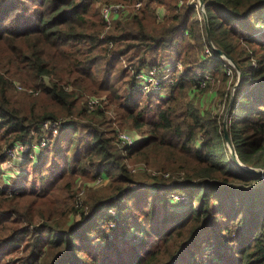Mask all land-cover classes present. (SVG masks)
I'll return each mask as SVG.
<instances>
[{
    "label": "trees",
    "instance_id": "1",
    "mask_svg": "<svg viewBox=\"0 0 264 264\" xmlns=\"http://www.w3.org/2000/svg\"><path fill=\"white\" fill-rule=\"evenodd\" d=\"M203 1L209 35L187 0H0V173L8 150L39 143L46 123L73 130L66 147L62 133L49 137L46 154L55 159L37 156L32 166L30 174L51 178L46 187L0 188V264H264V178L234 162L216 115L225 98L238 160L264 169V34L246 33L253 17L264 15V0ZM113 2L128 9L107 28L101 8ZM210 42L238 67L237 87V69ZM173 58L179 64L169 73L177 77L162 82L169 95L139 98L137 76L153 68L162 73ZM196 72L212 81L202 87ZM211 85L216 99L207 101ZM95 95L109 102L92 111L88 98ZM124 129L139 139L121 148ZM136 162L142 171L154 169L149 181L141 183L129 168ZM80 179L93 180L84 188L104 185L109 193L88 189L82 198ZM134 185L150 186L156 196L150 200ZM171 191L187 192L192 203L180 217L163 213L160 221L154 202L173 203L163 197ZM137 212L149 222L154 214L159 227L135 246L127 237ZM207 232L220 246L231 244L229 252L196 256Z\"/></svg>",
    "mask_w": 264,
    "mask_h": 264
},
{
    "label": "rangeland",
    "instance_id": "2",
    "mask_svg": "<svg viewBox=\"0 0 264 264\" xmlns=\"http://www.w3.org/2000/svg\"><path fill=\"white\" fill-rule=\"evenodd\" d=\"M116 3H120V2H113V4H116ZM105 5V4H104ZM103 6V5H102ZM126 7V6H125ZM201 11H197V14H196V19L197 20H203L202 16H201ZM102 17V16H101ZM263 17V18H262ZM264 15L262 16L261 14H256L254 17H253V20L251 22L248 23V27H247V30H246V33H249L253 36H263L264 34ZM248 35V34H246ZM177 61V59L173 58L171 60H168L167 61V64H166V69H164L162 71V73H159L160 77L162 78V81L163 83H170L173 79H175L177 77L176 74H172V73H169V71L171 70V65H173L175 62ZM224 61H227V63L229 65H232L230 64V61L224 59ZM227 71H229L231 73V75H233V72L231 69L229 68H226ZM229 69V70H228ZM183 71V67L180 68V71ZM197 75L196 76H202L204 75L203 72H196ZM144 74L146 75H150L149 72H145ZM233 80V79H232ZM239 81V79H238ZM238 81L237 83L235 84V87H237L238 85ZM150 82V81H149ZM139 84V85H138ZM138 84L136 83V90L140 92V97H145V100L146 101H153V102H157L159 100H162V99H165L168 95H169V88L166 87V86H162L161 88L158 87L157 85V81H154V82H151L150 85H147V83L145 82V79L142 78ZM165 84V85H166ZM219 85V86H218ZM212 86V90L214 91L215 93V90L216 88ZM214 86L216 87H219L221 88V85L219 83H216ZM144 87V89H143ZM226 90L229 89V85L228 87L226 86L225 88ZM231 90L233 92L234 88L231 87ZM211 95V93H207V101H209L208 99V95ZM95 97H99L102 99V102H101V106L103 105H107L108 104V99L106 96L104 95H95ZM212 98V95L210 97V99ZM222 102H219L218 105L219 107L217 108V111H216V115H219L221 117H223V121H225L226 117L228 119V116H227V112L229 111V107H228V110H226V105H227V100L222 99L221 100ZM232 100L230 101V104H231ZM100 107V106H99ZM111 112H113V109L111 110ZM109 117H111L112 119H114L113 117V113L111 114H108ZM229 121V120H228ZM69 126L66 124H63L61 125L60 129L57 130L56 133H54L53 131H51V134L55 137H57V135H59L60 133H62L63 136H65V139L64 141L62 142L61 145H63V147H66L67 146V141H68V136L69 134L71 133V129H67ZM126 132L132 134V133H135L134 131H129L128 129H124ZM83 133L82 130L79 131V134ZM42 136L43 137H51L50 135L42 133ZM132 136L134 138H136V141L139 139V136L136 135V134H132ZM43 139V138H42ZM41 139V140H42ZM84 140V139H83ZM37 139H34L32 141V145L36 144L37 143ZM85 144V143H83ZM119 145V143H118ZM49 144H47L46 147H48ZM83 145H75V148L79 151H81ZM228 147V146H227ZM74 148V149H75ZM74 149L69 153V157L70 159L73 158L74 156ZM229 150V148H228ZM47 153V150L46 149H42L40 152H38L37 156H39V159L38 157L36 156L34 159H33V162L31 161L32 157L30 159H27L26 157H24L23 155L21 157L18 156V154L15 153V158L16 160H13L12 158L9 159V161L7 160V164L6 165H2L1 167V173H0V188L2 190H5L7 192H18L22 189H24L25 187H27L28 185H34V186H37L38 188L40 189H43L44 187H46L49 183H50V180L51 178L49 176H46V179H42V176L40 173L36 174V175H33V174H30L31 170H32V166L35 164V162L37 161L38 159V162L40 161V159L42 160L46 155L48 157H50V161H53L55 159V156L54 155H50V154H46ZM35 154H33L34 156ZM19 159V160H18ZM58 159V157H57ZM54 169H56V171H60L61 170V167H62V162H59V163H54ZM129 165V168L131 170L135 169V174H136V177L137 179L141 182V183H144L145 181H149V177L147 176V174L152 177V174H151V170H154L152 168H149V170H145V171H142L140 169H138L140 167V165H142V162H136V163H130L128 164ZM46 173L47 170H50V168L48 167H45L43 169ZM147 173V174H146ZM156 172H154L153 174H155ZM47 175V174H46ZM101 179V178H100ZM43 180V181H42ZM151 182H152V179H151ZM93 183V180H81L79 181L78 185H77V189L78 192H79V196L80 197H85V195L87 196V192H88V189L92 190V191H97L99 194H102V195H106L109 193V190L108 188L104 187L103 186H99L97 184H94L93 185V188L92 187H86L84 188L85 185H92ZM145 187V188H142V187ZM132 189H137L135 191H141L143 193H147V194H150L148 196V198L150 200L153 199L154 196L156 195H151V191H152V188H150V186H146V185H134V186H131ZM177 196H182L184 198H186L187 201H184L183 203H179V202H176L174 201L173 203H170L169 201L166 202L167 206H163L162 204V207H158L157 204L159 202L155 201L154 204L156 206H154L153 210H154V214L159 211H161L162 215L159 216V220L160 221H163L164 219V214L168 215V216H172L173 214H175L177 217H180L183 213V207L185 206H189L191 205V201L189 200V196H188V193L187 192H184V191H171V192H168L167 194L163 193V197H167L168 200L172 198L173 199H176ZM126 201H123L122 203H124ZM132 204H136L138 206H141L143 205V202L142 201H139V202H136L134 200H131ZM195 206H197V203L195 204ZM81 208V207H79ZM103 211V210H102ZM110 212L112 214H116V209H111ZM154 214L150 215L149 218H150V222L147 220V218L142 215L141 213L137 212V223H132L133 226H134V229L132 230V234L129 235V237H127V240L130 242L131 245H138L139 242L141 241V239H144L145 237V234L147 231L149 230H154L156 228L159 227L158 223L155 222V218H154ZM72 222H67V226H70ZM161 224V223H160ZM105 227H106V230H109V228L111 229H114V225L113 223H105ZM223 238L226 239L228 238V236L224 233L223 234ZM93 239V237H92ZM198 247L196 249V256H200V257H207L208 255H210L211 253L213 252H216V251H222V252H229V248H231V244H227L225 246H220L219 243H217L216 239L214 238V236L212 237V233L211 232H207V233H203L201 235V237L198 239ZM105 254V252L102 253V257L103 255ZM88 258V256H86ZM89 259V258H88ZM220 261H222L223 259H219ZM100 263V261H93L92 264H98ZM101 264V263H100Z\"/></svg>",
    "mask_w": 264,
    "mask_h": 264
},
{
    "label": "built area",
    "instance_id": "3",
    "mask_svg": "<svg viewBox=\"0 0 264 264\" xmlns=\"http://www.w3.org/2000/svg\"><path fill=\"white\" fill-rule=\"evenodd\" d=\"M187 1L190 4H193V6L196 7L197 11L200 10L202 12L201 16H202V18L204 20L203 11L200 8L199 0H187ZM141 6H142L141 2H137L134 5V9L137 11V10H139L141 8ZM127 9H128V5L125 4V3L123 4L121 2L120 3H116V4L110 3V4L103 5L102 8H101V16H102V19L107 24V28H110V26H112L115 16L119 15L123 11H126ZM207 52L209 53V51H207ZM177 64H179V63L178 62L175 63V65H177ZM179 68H181V67H179ZM147 72H149L150 75H146L144 73H140L137 76V84L142 78H144L145 82L147 83V85H150L151 82L157 81L158 87L161 88L163 81H162V78L159 75L160 71L158 69H156V68H153V69H151V70H149ZM228 74H231V73L228 71ZM196 78H197V81L199 83H202V87H204L206 85V82H208L209 80L212 81V77L210 75H208V74H204L202 76H197ZM17 88L19 90H24L19 85H17ZM143 89H144V87H143ZM25 91H27L29 93H33L32 90H25ZM101 102H102V99L99 98V97L90 96L88 98V105H89V108L92 111L95 110L97 107L101 106ZM61 125L60 124L46 123L44 125V128L48 129V135H50L51 137H55V136H53L51 134V131L56 133L57 130L60 129ZM48 141H49V138L48 137H44L39 143L31 145V147L29 145L19 144V145L15 146V148L8 150V152H7L9 154L8 155L9 156L8 161H9L10 158H12L13 160H16V158L14 156L15 153L18 154L19 157H21L23 155L27 159H30L32 157L31 160H33L37 156L38 152H40L42 149L46 148V146L48 144ZM136 142H137L136 138H134L132 135H130V134L126 133V132H121V133L118 134V143H119V146L121 148H123L125 146L126 147L127 146H132ZM33 154H35V155L33 156ZM98 182H101L100 178H99ZM12 193H17V192H12ZM172 201L173 202L176 201V202H179V203H183L184 201H187V200H186V198H184L182 196H177L176 199L172 198Z\"/></svg>",
    "mask_w": 264,
    "mask_h": 264
},
{
    "label": "water",
    "instance_id": "4",
    "mask_svg": "<svg viewBox=\"0 0 264 264\" xmlns=\"http://www.w3.org/2000/svg\"><path fill=\"white\" fill-rule=\"evenodd\" d=\"M199 4H200V8L202 9L203 11V17H204V21H205V24H206V31L209 35V29H208V25H207V15H206V11H205V4H204V1L203 0H199ZM210 44L212 45V49L219 55L221 56L223 59H226L228 61H230V64H232V66H234L237 71H238V77H239V81H238V85L240 84L241 82V73L239 72V69L238 67L236 66V64L231 60V58H229L222 50L220 49H217L213 46V44L210 42ZM237 85V86H238ZM227 116H228V112H227ZM227 125H228V119L226 117L225 121L223 122V133H224V139H225V142L229 148V151L233 157V160L234 162L242 169L244 170L245 172L249 173V174H254V175H258V176H261L264 178V169H257V168H249V167H246L244 165H242L240 163V161L238 160L236 154H235V151H234V148H233V145L231 143V139H230V136H229V133H228V128H227Z\"/></svg>",
    "mask_w": 264,
    "mask_h": 264
},
{
    "label": "crops",
    "instance_id": "5",
    "mask_svg": "<svg viewBox=\"0 0 264 264\" xmlns=\"http://www.w3.org/2000/svg\"><path fill=\"white\" fill-rule=\"evenodd\" d=\"M162 12H163V10H162ZM161 14H162V13H161ZM210 93H211V95H212V99L214 98V100H215L216 97H215V95H214V91L211 90ZM211 95H210V94L208 95V99H210Z\"/></svg>",
    "mask_w": 264,
    "mask_h": 264
}]
</instances>
